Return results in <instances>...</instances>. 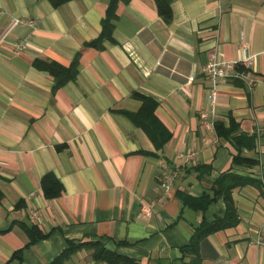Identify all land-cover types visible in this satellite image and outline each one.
I'll use <instances>...</instances> for the list:
<instances>
[{
  "label": "crops",
  "instance_id": "crops-1",
  "mask_svg": "<svg viewBox=\"0 0 264 264\" xmlns=\"http://www.w3.org/2000/svg\"><path fill=\"white\" fill-rule=\"evenodd\" d=\"M109 2L0 0V264H49L67 241L188 264L195 230L224 218L223 174L254 184L232 190L238 224L200 242V264H264V0H173L169 20L155 0L119 2L111 40L88 47ZM76 55L75 79L58 89L33 65L68 67ZM211 56L240 75L216 84L212 105ZM136 95L155 103L152 115ZM48 174L56 199L42 192ZM32 227L46 238L29 244ZM92 253L65 264H107Z\"/></svg>",
  "mask_w": 264,
  "mask_h": 264
},
{
  "label": "trees",
  "instance_id": "trees-1",
  "mask_svg": "<svg viewBox=\"0 0 264 264\" xmlns=\"http://www.w3.org/2000/svg\"><path fill=\"white\" fill-rule=\"evenodd\" d=\"M68 0H51L53 5L59 6L60 4ZM129 0H110L109 5L105 12V17L101 22V33L99 37L88 43L86 46L99 49L102 41L111 40V34L113 29V21L115 19V10L119 2L124 4L128 3ZM173 0H155L158 14L165 20L171 18L170 4ZM33 65L36 69L47 72L54 80V89L62 87L65 83L73 81L78 73V55L75 56L73 61L68 67L61 66L55 62H45L41 60H35ZM142 101V115H145V112L148 114L153 113L155 108V103L142 96L136 95ZM133 121H136L139 124L138 117L136 115L128 114ZM144 130L147 131V126L143 123L141 124ZM219 126L216 127L218 132ZM233 132L232 129L227 130L223 133L226 136H229ZM219 133V132H218ZM168 137H165L161 140L157 147H161ZM234 162L241 161L242 163H247L249 166L254 164L253 161L242 160L241 158L234 157ZM254 184L253 181L241 178L232 174H223L221 175L214 183V195L222 196L225 203V214L224 218L220 221H215L212 223H203L199 228H197L192 235L188 245L182 248L183 254L191 255V260L188 264H200V257L198 255V246L201 241H203L208 235L227 229L235 227L238 224V215L232 200V190L246 185ZM41 188L43 195L46 199H56L60 196L62 192L61 185L57 179L52 174L44 176L41 180ZM187 199V198H186ZM196 202L202 204V208H205L209 203V200L206 198H201L196 200ZM26 235L29 239V244H34L42 239H45L47 235L41 233L37 228H24ZM82 248L93 249L91 259L98 263H107V264H137L135 261L114 254L104 248L99 242H90V243H80L74 241H67V247L49 264H65L70 257ZM21 251L17 252L15 256L20 258Z\"/></svg>",
  "mask_w": 264,
  "mask_h": 264
},
{
  "label": "built area",
  "instance_id": "built-area-1",
  "mask_svg": "<svg viewBox=\"0 0 264 264\" xmlns=\"http://www.w3.org/2000/svg\"><path fill=\"white\" fill-rule=\"evenodd\" d=\"M19 23L20 22L18 21L16 22V24ZM242 47L245 48L244 45ZM244 63L249 64L250 61L246 59ZM237 64V62H219L213 56H211L204 64L202 72L211 83V86L208 89V99L211 105L214 103L216 97V84L240 76L236 73ZM192 79L193 78L190 77L188 81L191 82ZM210 113V111H205L200 115L202 123L207 121ZM165 188H167V186H165Z\"/></svg>",
  "mask_w": 264,
  "mask_h": 264
}]
</instances>
